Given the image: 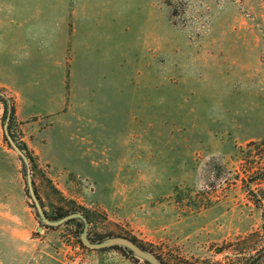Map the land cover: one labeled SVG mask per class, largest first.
<instances>
[{
	"label": "rangeland",
	"instance_id": "1",
	"mask_svg": "<svg viewBox=\"0 0 264 264\" xmlns=\"http://www.w3.org/2000/svg\"><path fill=\"white\" fill-rule=\"evenodd\" d=\"M22 3L0 0V264H149L45 221L8 117L47 219L78 207L91 242L162 264H264V0H97L79 43L72 19L14 25Z\"/></svg>",
	"mask_w": 264,
	"mask_h": 264
},
{
	"label": "crops",
	"instance_id": "2",
	"mask_svg": "<svg viewBox=\"0 0 264 264\" xmlns=\"http://www.w3.org/2000/svg\"><path fill=\"white\" fill-rule=\"evenodd\" d=\"M95 1L97 0H19V4L23 2V6L14 7L15 12L11 20L16 26H35L37 22V25L53 27L57 33V30L61 29L63 32V28L72 19V37L74 42L79 43L82 34L87 30L86 24H83L87 18L90 20V11L94 10L92 7ZM69 37L59 32L55 40L67 42Z\"/></svg>",
	"mask_w": 264,
	"mask_h": 264
},
{
	"label": "water",
	"instance_id": "3",
	"mask_svg": "<svg viewBox=\"0 0 264 264\" xmlns=\"http://www.w3.org/2000/svg\"><path fill=\"white\" fill-rule=\"evenodd\" d=\"M9 111H11V109ZM8 120H9V117L5 123L7 139L9 141V143L13 146V148H15V150L18 151V153L21 155V157L23 158V160L26 164L28 187H29L30 195L34 199L39 213L43 216V218L45 219V221L47 223L60 224V223L65 222L66 220H68L70 218L81 217L85 223V229L83 232V241L87 246L92 247V248H103V247H108V246H113V245H120V246H124V247L130 249L137 257L142 258L143 260H145L149 264H162L157 256H155L153 253L147 251L146 249L141 247L138 243H136L135 241H133L132 239H130L128 237H121V236L120 237H113V238H111L105 242H100V243L91 242L88 238V230H89L90 223H89L87 217L80 211L68 214L65 217H63L57 221H51V220L47 219L44 212H43V208H42V206L38 200L36 192H35L33 178H32V174H31V168H30V164H29V159H28L27 155L24 153V151L20 148V146L16 143L12 134L9 132Z\"/></svg>",
	"mask_w": 264,
	"mask_h": 264
},
{
	"label": "trees",
	"instance_id": "4",
	"mask_svg": "<svg viewBox=\"0 0 264 264\" xmlns=\"http://www.w3.org/2000/svg\"><path fill=\"white\" fill-rule=\"evenodd\" d=\"M0 100L3 101L5 103V105L9 108L10 103L8 102V99L6 97L0 96ZM14 115H15V113H14V106L11 105V120L14 118ZM13 136H14V134H13ZM20 146H21L22 149H25L24 146H22V145H20ZM78 211H82V210H80L78 207H74V208H70L69 210H66V211H64V212H62L60 214L51 215L50 218L51 219H55V220H60L61 218L65 217L66 215L71 214V213H74V212H78ZM85 216L87 217L89 223H91L92 220H91L90 215L88 213H85ZM64 223H66V224L73 223L75 225L76 231H78L80 233V235L83 234L84 229H85V223H84V221H83V219L81 217H73V218H70V219L66 220ZM89 235H90V230H89ZM121 236L128 237V238L132 239L133 241H135L136 243H138L141 247L147 249L146 247H144V245L142 243H140L138 241V239L136 237H134V236H127V235H121ZM89 237H90V239L92 241H95V242H101V241H103L105 239V236L100 235V234H97V236H92L91 235ZM114 247L121 248L122 249L123 246H120V245L119 246L118 245L116 246L115 245Z\"/></svg>",
	"mask_w": 264,
	"mask_h": 264
}]
</instances>
